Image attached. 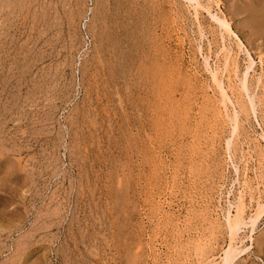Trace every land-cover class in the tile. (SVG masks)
I'll list each match as a JSON object with an SVG mask.
<instances>
[{
    "label": "rangeland",
    "instance_id": "374dc122",
    "mask_svg": "<svg viewBox=\"0 0 264 264\" xmlns=\"http://www.w3.org/2000/svg\"><path fill=\"white\" fill-rule=\"evenodd\" d=\"M5 1L0 264H264V0Z\"/></svg>",
    "mask_w": 264,
    "mask_h": 264
},
{
    "label": "bare ground",
    "instance_id": "6f19581e",
    "mask_svg": "<svg viewBox=\"0 0 264 264\" xmlns=\"http://www.w3.org/2000/svg\"><path fill=\"white\" fill-rule=\"evenodd\" d=\"M3 1V0H2ZM1 1V2H2ZM6 1H9V0H6ZM6 1H5V3H6ZM188 1H196V0H188ZM0 2V3H1ZM21 3V2H20ZM256 4V3H255ZM3 5V4H2ZM8 5V4H7ZM200 6V5H199ZM0 8H1V6H0ZM4 8V7H3ZM2 8V9H3ZM195 8H196V6H195ZM6 10H7V8H5ZM17 9V8H16ZM201 9V8H200ZM206 9V8H205ZM232 9V8H231ZM10 10V9H9ZM0 11H2V10H0ZM4 11V10H3ZM2 11V12H3ZM8 11V10H7ZM1 12V13H2ZM12 12V11H11ZM0 13V14H1ZM4 13V12H3ZM6 14V13H5ZM11 14V13H10ZM198 14V13H197ZM33 16V15H32ZM210 16H211V14H210ZM211 17H213V18H215V20H216V22L218 21V24H220L219 26H220V28L221 29H225V30H227V32L228 33H230V35L232 34L233 36H237L233 31H232V29L230 28V25H228L225 21H220V20H218V19H220V18H218V19H216V17L215 16H211ZM18 20V19H17ZM1 21V20H0ZM251 27V26H250ZM215 29V28H214ZM220 30V29H219ZM253 30V29H252ZM228 41H229V39H228ZM242 46V45H241ZM246 50V49H245ZM227 52V51H226ZM239 54V53H238ZM216 55V54H215ZM210 57V56H209ZM249 57V59L251 58L250 57V55L248 56ZM252 59V58H251ZM261 59V58H260ZM237 61V60H236ZM250 61H253V60H250ZM228 62V61H227ZM206 65V64H205ZM208 65V64H207ZM252 66V65H251ZM225 67V66H224ZM210 68V67H209ZM247 68V67H246ZM251 68V67H250ZM250 68H248V69H250ZM216 72V71H215ZM244 74V73H243ZM247 79V78H246ZM250 79V78H249ZM246 82V81H245ZM243 83V82H242ZM220 85V84H219ZM223 85V84H222ZM263 85V84H262ZM243 86H244V88H245V84L243 83ZM242 87V86H241ZM247 88V87H246ZM223 89V88H222ZM243 89V88H242ZM248 89V88H247ZM260 89V88H259ZM222 92H224L223 90H222ZM248 93V92H247ZM229 99V98H228ZM257 100V99H256ZM253 101H254V99H253ZM243 102H244V100H243ZM248 105H250V103L248 104ZM244 107V106H243ZM250 107V106H249ZM256 108V107H255ZM246 109V108H245ZM249 111H250V108H249ZM257 111V110H256ZM244 112V111H243ZM239 114V113H238ZM238 116V115H237ZM235 120H237V119H235ZM232 122V121H231ZM235 122V121H234ZM234 128V127H233ZM235 129V128H234ZM259 198V197H258ZM241 205H242V203H240ZM239 204V205H240ZM241 205L239 206V207H241ZM258 207H260V208H262L261 206H258ZM263 207H264V205H263ZM242 208V207H241ZM241 208H239L240 209V211H242L241 210ZM242 209H244V208H242ZM256 209V208H255ZM258 210V209H257ZM260 210H262V209H260ZM256 212V211H255ZM258 212H259V210H258ZM261 212V211H260ZM263 213V212H262ZM261 214V213H260ZM229 215V214H228ZM259 216V215H258ZM252 217V216H251ZM230 218V217H229ZM259 218V217H258ZM261 218V217H260ZM239 219V218H238ZM237 220V219H236ZM229 221H231V220H229ZM238 221V220H237ZM240 221V220H239ZM234 222L235 224H233V225H231L232 223H230V229H231V232H232V234L233 235H235V234H238L237 232H238V230H239V228L242 226V225H244L245 224V222L244 223H241V222ZM251 223H252V225L254 224L255 225V223L257 222V218L255 219V220H253V221H250ZM247 224V223H246ZM245 224V225H246ZM230 239H231V237H230ZM232 240V239H231ZM231 240H229V242L230 243H232L231 242ZM232 248V247H231ZM234 250V249H233ZM262 250V249H261ZM247 251V250H246ZM245 251V252H246ZM241 252V251H240ZM244 252V251H243ZM233 254H232V249H230V248H228V250L226 251V254H225V257H224V261H223V264H231V259H232V257H234V256H232ZM236 255V254H235Z\"/></svg>",
    "mask_w": 264,
    "mask_h": 264
}]
</instances>
